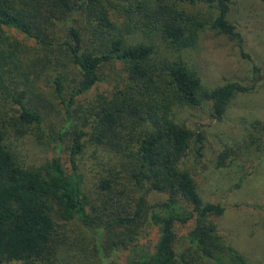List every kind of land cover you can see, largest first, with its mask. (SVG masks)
<instances>
[{
	"label": "trees",
	"instance_id": "16d2710c",
	"mask_svg": "<svg viewBox=\"0 0 264 264\" xmlns=\"http://www.w3.org/2000/svg\"><path fill=\"white\" fill-rule=\"evenodd\" d=\"M230 3L0 0V25L35 39L31 45L0 31V261L252 264L220 233L216 216L224 205L205 201L199 192L194 172L204 157V133L175 119L174 106H207L220 120L238 92L264 86V74L253 64L250 85L230 80L203 88L180 56L156 62L153 43L128 40L135 30L153 31L181 50L210 27L250 56L242 31L227 17ZM113 10L121 21L111 16ZM117 61L119 77L110 93L83 105L80 97L104 80L105 65ZM46 70L51 95L63 105V123L51 139L50 161L29 166L17 159L6 136L11 129L22 135L28 126L44 123L37 102L54 104L40 95L38 82ZM9 101L18 105L16 114H9ZM66 133L70 168L60 155ZM86 140L107 156L94 199L84 189L77 158ZM153 192L165 195L149 200ZM59 219L80 226L65 234Z\"/></svg>",
	"mask_w": 264,
	"mask_h": 264
},
{
	"label": "rangeland",
	"instance_id": "374dc122",
	"mask_svg": "<svg viewBox=\"0 0 264 264\" xmlns=\"http://www.w3.org/2000/svg\"><path fill=\"white\" fill-rule=\"evenodd\" d=\"M111 16L121 21L114 10ZM227 17L242 31L245 51L250 56H243L234 39L210 27L201 29L197 42L181 50H176L153 31L146 33L135 30L128 34V40L153 43L156 62L180 56L186 68L199 76L203 88H212L230 80L250 85L253 82V64L258 65L264 74V5L261 0H231ZM0 31L25 43L35 44L34 38L12 27L0 25ZM120 67L118 61L105 65L102 72L104 80L87 90L80 97V102L87 106L89 100L99 93H110L115 79L119 77ZM38 83L42 89L40 95L54 101L49 107H44L42 100L37 102L42 108L44 123L28 126L27 132L22 135L11 129L6 136V142L17 159L29 166H44L50 161L54 149L51 139H55L63 123V105L60 99L51 95V72L46 70ZM3 101V94H0V105H4ZM6 104L10 115L18 112L15 103L9 101ZM174 117L191 129L198 127L204 133V157L194 175L202 198L224 205L223 213L216 216L220 233L252 264H264V86L257 84L251 90L238 92L230 100L220 120L210 115L207 106L185 103L174 106ZM69 137L68 133L63 136L60 151L63 163L68 168L71 166L68 158ZM223 152L224 155L221 154ZM77 158L79 170L85 178L84 189L92 199L97 198V183L100 173L104 172L101 161L107 162L106 152L86 140ZM164 195L153 192L148 197L149 200H156ZM59 221L64 222L63 232L69 235L80 226L75 220ZM186 230V227L183 228L181 234ZM223 258L228 261L226 254ZM0 264L41 263L11 259L0 261ZM60 264L93 263L83 258H66Z\"/></svg>",
	"mask_w": 264,
	"mask_h": 264
}]
</instances>
